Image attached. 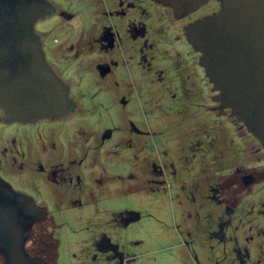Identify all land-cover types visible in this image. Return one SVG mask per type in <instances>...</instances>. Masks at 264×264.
Instances as JSON below:
<instances>
[{
	"label": "rangeland",
	"instance_id": "rangeland-1",
	"mask_svg": "<svg viewBox=\"0 0 264 264\" xmlns=\"http://www.w3.org/2000/svg\"><path fill=\"white\" fill-rule=\"evenodd\" d=\"M59 1L63 2L64 6L71 7L73 2V10L79 13V16L69 22L72 27L68 31H62L61 26L54 29V25L60 22V19L55 17L38 22L36 27L38 30L50 32L47 39L58 38L64 48L78 36H87L86 32L92 31V27L87 24L95 19L92 15L102 7L95 2L89 3L88 0ZM99 17L104 20V16ZM46 49L49 58L52 54L55 55L53 45L46 44ZM62 64H66L65 60ZM75 65L69 66L72 77L83 75L79 84L82 94L77 93L80 111L71 113L63 121L49 125L45 120L32 127L26 126L25 129L18 124L0 125V174L4 176L8 174L9 166L16 169L15 171L23 168V158L33 156L34 152L48 151L63 155L61 147L67 136L71 137L75 144H70V150L83 155L86 149L81 147V143L85 139L91 143L87 148H91L92 143L103 140L95 135V132L112 127L113 137L106 139L104 144L97 148L96 153L101 155L111 151L109 144L123 149L114 152L116 155L122 154L121 159L114 156L104 160L88 159L84 162L80 172L78 171L81 176V188L76 197L77 202H69L72 196L70 191L61 196L44 192L43 195L48 199L57 197L64 201L61 204L49 201L48 217L43 221V224L49 226V232L56 245L47 256L51 263L118 264L106 258L107 255L97 249L96 242L100 241L103 235H107L123 252L125 261L122 264H215L225 252L221 245L223 242L212 238L211 234L218 231L221 217L227 215L223 207L206 198L209 194V184H212V171L230 172L242 162L244 156L240 145L228 141L232 131L230 125L224 123L223 118L215 117L200 107L189 106L187 103L185 106L180 105L177 102L179 97L176 102L170 99L168 104L169 94L162 99L164 113L150 110L151 105L139 108L137 103L141 97L128 93L127 91L131 90L128 85L124 86L126 91L120 87L121 91H118L114 98L127 99L128 94L134 99L127 102L126 109L111 102L109 121L104 105L110 101L111 96L108 95L109 92L104 94L97 91L100 84L103 85L100 83L98 72H87L85 69L89 67ZM150 80L151 76L147 75L141 82V87H146L147 93L151 91ZM108 84H113L112 78L108 82L105 80L103 86L110 88ZM134 84L141 88L138 87L140 84ZM161 92V89H157L151 91L149 96L154 94V97L159 96V99ZM148 125L163 130L167 140L158 135L155 142L167 145L161 149L145 147L143 154H139L141 158L133 153L125 157L124 149L129 148V141L133 142V146L144 144L146 138L141 137L137 130L140 127L143 130ZM38 130L48 138L44 146L37 142ZM160 150L168 151V154L163 156V171L156 153ZM143 156L149 157L148 160ZM130 165L132 172H140L142 168L147 169V166L153 167V171L149 170L150 178H154L153 186L148 189L142 185L136 186L139 184L136 182L138 178H131L129 182L118 178V175L128 173ZM169 168L173 173H170ZM163 172H166L165 176ZM160 175H163V183L161 180L157 183ZM233 218L234 224L229 231H237L234 237L236 236L238 243L252 253L251 260H246L244 264H264V257L260 255V250H264V219H257L260 234L256 240L255 235L247 236L249 232L244 233V226L240 228L237 225L240 221ZM38 235L39 231L35 229L32 238H37ZM43 239L51 245L49 238ZM253 245L258 248L256 252L253 251ZM221 264L243 263L229 258L227 263Z\"/></svg>",
	"mask_w": 264,
	"mask_h": 264
},
{
	"label": "flooded vegetation",
	"instance_id": "flooded-vegetation-1",
	"mask_svg": "<svg viewBox=\"0 0 264 264\" xmlns=\"http://www.w3.org/2000/svg\"><path fill=\"white\" fill-rule=\"evenodd\" d=\"M47 1L52 6V12L45 19L51 17L60 19V22L53 28L61 26L62 31H68L72 27L69 22L74 17L79 16V13L73 10V2L71 7L64 6L63 2L59 0ZM88 2H95L102 7L96 14L92 15L95 19L87 24L88 27H92V31L86 32L88 33L87 36H78L64 48L61 47L58 38L48 40L47 37L50 32L38 30L36 27L47 61L55 73L68 85L70 97L76 103V107L71 113L81 110L77 93L82 94L79 84L83 80V75L73 78L71 67H69L71 64H77L78 67H89L85 71L91 72L92 70L95 74L98 72L100 83L103 85L105 80L108 82L109 79H113V84H108L110 88L100 84L97 89L100 93L109 92L108 95L111 96L110 101L104 105L109 121L110 114L108 111H110L109 104L111 102H115L126 109L127 102H132L134 99L128 94L127 99L123 97L114 98L118 91H121L119 90L120 87L125 89L124 86L126 85H128V89H131L127 91L128 93L141 97L137 103L139 108L151 105L150 110L155 109L156 112L164 113L162 99L166 97V94H169L168 104H170V99L176 102V98L179 97L177 102L180 105L185 106L187 103L189 106L200 107L215 117L223 118L224 123H228L232 128L228 141L240 145L241 153L244 156L242 162L230 172L220 170V173H217V170L212 171V184H209V194L206 198L215 205L223 207L227 215L221 217L218 231L216 230L211 234L212 238L223 242L221 245L225 252L215 264L227 263L229 258L231 260L235 258L243 264L246 260H251L252 253L247 248H243L238 243L236 236L234 237V233L237 231L231 232L229 229L234 224L233 217H235L240 221L237 225L240 228L244 226L246 229L244 233L249 232L247 236L255 235L254 239H258L260 227L257 219H264V146L257 137L246 129L242 122L231 116L229 109L224 108L219 101H216L217 92L212 90V85L205 77L204 69L199 65L200 54L193 49L185 36V28L188 25L216 12L219 9V3L216 0H173L168 4L165 3V0H88ZM98 16H104V20ZM46 44L55 47L53 52L55 55L52 54L50 58L47 54ZM63 60L66 62L65 65L62 64ZM91 66L93 67L91 68ZM147 75L151 76V91L161 89L162 92L159 94L161 98L158 99L159 96L154 97V94L149 96L151 91L147 93V88L141 87V82L146 79ZM134 83L140 84L138 87L141 88H137ZM122 94L124 95L123 92ZM186 95H188L187 99ZM181 96L185 98H181ZM67 116L55 120L42 119L33 123L6 122L4 113L0 109V125L18 124L24 128L26 126L32 127L44 120L49 125L63 121ZM135 128L137 127L135 126ZM140 128L137 132L141 137L146 138L144 144L133 146V142L129 141V148L124 149L125 157L131 153L138 154L137 156L142 155L145 147L161 149L167 145V143L157 144L155 142L158 135L167 140L162 129L159 130L160 128L150 125L143 130ZM38 133L37 142L44 146V143L47 144L45 141L48 138L39 130ZM113 133L112 127L96 131L95 135L100 139L103 138V140L92 143L93 147L91 148H87L88 144L91 143L85 139L81 143V147L86 149L83 155H78L77 151L70 150V144H74V142L71 141V137L67 136L61 147L64 152L63 155L48 151L34 152L33 156L23 158L24 164L22 163V166L24 165V167L19 171H15L16 169L9 166V172L6 176L0 174V177L8 182L14 190L33 198L38 206L47 208L46 216L34 224L27 240L26 250L29 254L41 256L47 261L46 264H52L47 256L52 253L51 251L56 245L52 239V234L49 232V226L43 224V221L48 217L49 201L60 204L64 201L57 197L48 199L43 194L49 192L61 196L70 191L72 196L69 202H77L76 197L81 188V176H79L78 171L86 160L95 161V159L100 158L104 160L114 156H116L115 158H122V154L116 155L114 153L119 148L111 146V144H109L111 151L103 152L101 155L96 153L97 148L104 144L106 139L113 137ZM119 150L123 151L121 148ZM156 153L163 171L165 164L163 156L167 155L168 151L161 152L160 150ZM202 154L204 155V153ZM139 157L141 158V156ZM143 157L146 160L149 158ZM149 170L153 171V167L148 168L147 166V169L142 168L140 172H132L130 165L128 173L120 174L118 178H123L127 182L131 178L134 180L138 178L136 182L139 184L136 186L142 185L148 189L153 186L154 179L150 178ZM168 170L173 173L171 168ZM163 173L165 176L166 172ZM163 175H160L157 183L159 180L163 183ZM35 229L39 231V237L32 238ZM44 237L50 239L51 245L44 241ZM99 240L96 242L97 249L106 254V258L114 260L118 264L125 261V256L119 246L112 242L107 235H103ZM228 250H230V254ZM257 250V246L253 245V251L256 252ZM260 255L264 257V250H260Z\"/></svg>",
	"mask_w": 264,
	"mask_h": 264
},
{
	"label": "water",
	"instance_id": "water-1",
	"mask_svg": "<svg viewBox=\"0 0 264 264\" xmlns=\"http://www.w3.org/2000/svg\"><path fill=\"white\" fill-rule=\"evenodd\" d=\"M173 0H165V3ZM219 9L185 28L216 101L264 146V0H216ZM52 12L47 0H0V109L6 122L60 119L74 111L69 87L46 59L36 24ZM47 208L0 177L3 264H46L26 250Z\"/></svg>",
	"mask_w": 264,
	"mask_h": 264
}]
</instances>
